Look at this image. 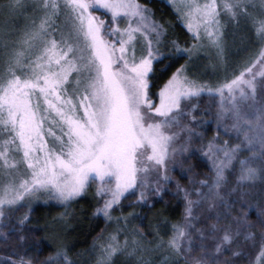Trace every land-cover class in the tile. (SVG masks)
<instances>
[{"label":"snow or ice","instance_id":"1","mask_svg":"<svg viewBox=\"0 0 264 264\" xmlns=\"http://www.w3.org/2000/svg\"><path fill=\"white\" fill-rule=\"evenodd\" d=\"M173 6L194 39H201L202 30L218 58L225 51L229 24L239 27L243 22L260 47L234 78L215 88L189 78L187 63L181 65L159 90L157 105L151 99L149 79L153 62L168 58L161 49L171 44L191 61L199 48L181 49L176 41H166L165 25L139 0H0V222L20 208L30 209L32 200L42 197L65 209L45 226L53 233L50 254L40 260L37 246L35 258L25 253L12 264H77L63 242L67 210L97 181L96 195L103 203L94 215L106 222L115 219L116 227L77 254L80 264H114L118 254L135 264H151L146 253H159L161 264L170 260L178 264L179 257L185 264H235L242 252L231 245L242 235L255 239L249 231L255 225L247 212L233 219L236 201L229 203L221 189L226 171L237 165L238 187L255 189L257 182L264 184V0H178ZM101 11L110 19L97 15ZM122 20L125 27L119 26ZM204 92L221 97L217 135L206 150L200 149L210 161L213 179L192 181L197 200L176 185L178 192H184L187 224L174 225L167 241L156 229L129 228V216L139 217H113L117 208L122 212L126 194L136 196L137 204L147 201L148 191L160 195L164 187L159 180L148 181L147 173L155 170L160 175L163 168V180L168 181L169 156L175 167L177 153L196 151L204 121L197 120L193 101ZM221 128L225 134L235 131L239 142L221 143ZM179 166L183 168L184 161ZM201 202L217 219L232 222L211 224L212 248L193 256L189 228H194V206ZM28 220L25 214L9 232L23 233ZM259 226L264 255V218ZM26 238L18 236L20 241ZM225 251L230 256H224Z\"/></svg>","mask_w":264,"mask_h":264},{"label":"rangeland","instance_id":"2","mask_svg":"<svg viewBox=\"0 0 264 264\" xmlns=\"http://www.w3.org/2000/svg\"><path fill=\"white\" fill-rule=\"evenodd\" d=\"M167 5L170 12L164 18L156 15L152 7L139 0V2L146 6L153 14L155 20L163 23L167 29L165 40L176 41L181 49L192 48L198 46L199 50L193 54L192 60L188 61L186 53H177L175 48L168 44L162 48L161 51L167 59L158 58V61L153 62V68L157 62L165 60L164 63H169V60H173L174 73L181 65L187 63L189 78H196L201 83L215 88L220 84L234 78V74H238L243 65L253 58L260 45L255 40L252 31L247 28L243 22L239 27H233L231 24L227 25L225 36V51L222 57L218 58L216 55V49L211 47L208 38L203 35L201 30V39H194V32L189 31L186 27V20L183 15L178 13L173 4L178 0H161ZM199 3H204L205 0H198ZM97 15H101L106 21L110 19V16L104 14L102 11L97 12ZM21 24L23 21L21 20ZM120 27H125L126 22L121 21ZM139 50V49H138ZM150 73V76L152 74ZM259 77L257 80L259 81ZM150 83V79H149ZM259 92V89H258ZM259 98V96H258ZM197 105V120H203L204 123L201 128L204 131L202 140L198 141L194 147L195 152L185 154L181 156L179 153L176 155L177 165L173 167L171 162V156H169V163L167 168V175L170 180L164 181L163 175L165 170L160 169V175H157L155 170L147 173L146 179L148 181L155 182L160 181L164 187V191L160 195H155L152 192H147V201L143 204L136 203V196L131 193H127V199L121 201L123 205L122 212L120 208L113 213V217L129 216L134 214L137 217L141 215V209L151 208L159 202L163 201L167 194L177 198V202L180 204L178 208L174 205L172 208H160L156 207L148 221V231L153 229L158 230V234L165 241L173 234V226H186L185 220V199L184 192L177 191L176 185L179 184L181 188L187 189L190 193V198L193 200L199 199L193 188L192 181L208 180L211 182L213 179V172L201 175L193 172L194 159H200L202 163H206L211 166L210 161L205 157L201 148H205L209 140L217 135V120L216 114L219 111L221 104V97L219 94L213 92L202 93L199 97H196L193 101ZM227 90H225L224 103L227 104ZM154 103V102H153ZM155 104V103H154ZM157 105L159 104L156 103ZM159 119V117H157ZM230 123V121H229ZM219 140L221 143L228 141L229 144H235L239 142L237 133L229 130L227 134L223 128L220 130ZM243 155H246L244 153ZM184 161V166L181 168L179 162ZM189 166L192 167V171H188ZM226 183L222 187L221 192L225 199L233 204L231 210V217L235 219L238 215L247 212L248 221L255 225L250 228L254 234V240H245L243 235L237 238L234 245H231L236 250L242 252V255L235 257V264H264V255L261 254V228L259 226V220L261 213H264V184L257 182L255 189H249L247 186L238 187L237 175L238 165L235 168H230L226 171ZM184 179L185 181H182ZM99 182L93 183L87 192L72 202L71 207L67 210V228L63 231V242L66 245L68 256L70 260L76 261L80 264V257L78 253H83L97 242H100L101 237L107 238L108 234L113 233L116 227L115 219L112 221H105L102 216H95V209L101 206L103 198L96 195V189ZM174 185V186H173ZM154 186V183H153ZM174 187V188H173ZM196 187H199L197 184ZM202 191L206 192L207 188H203ZM132 205V207H130ZM37 210L40 216L39 224L43 232L39 238L35 235V231L28 228L30 219L34 216V211ZM7 211V210H6ZM65 211L64 207L56 203L55 201H47L45 197L40 200L33 199L29 207L20 208L19 211H14L10 214V218L7 221H2L0 224L7 223L8 227L0 226V264H12L13 261H17L20 256H27L33 258L36 257L37 246L40 247L39 259L44 260L52 251L53 245V233L46 225H50L54 217H59ZM25 214H28L29 220L25 224V231L21 233L18 229L15 232H9V228L17 224V221ZM129 228L139 227V219H131ZM231 220H225L222 216L217 219L214 211L207 210V203L201 202L198 206H194L193 219L191 224L194 228H189L191 233V255L200 256L203 255L201 251L204 249H211L213 246L214 235L210 232V225L219 223L224 226L231 223ZM195 229H202L203 233L196 231ZM142 231V230H141ZM144 232V231H142ZM20 234L26 235V240L20 241L18 236ZM6 237V238H5ZM16 239V240H15ZM125 235L120 234L119 240L123 243ZM149 239H152L150 236ZM129 241L131 236L129 235ZM189 241L184 242V247L187 248ZM25 256V258H27ZM224 256H230L228 251L224 252ZM145 258L151 261V264H161V258L159 253H146ZM223 258V257H221ZM178 259V264H185L183 257ZM114 264H135V260L132 258H126L123 255L118 254L114 257ZM169 264H173V261H169Z\"/></svg>","mask_w":264,"mask_h":264},{"label":"trees","instance_id":"3","mask_svg":"<svg viewBox=\"0 0 264 264\" xmlns=\"http://www.w3.org/2000/svg\"><path fill=\"white\" fill-rule=\"evenodd\" d=\"M145 4L152 7L154 12L157 16L164 18L167 14H169L170 10L167 7L165 3H163L161 0H142ZM165 60L159 61L155 64L153 72L150 76V95L153 102L156 104L159 102V90L167 83V81L172 77L174 73L173 69V60H169V63H164ZM194 165H193V172L198 174H208L211 173V166L209 167L208 164L202 163L200 159H194ZM211 170V171H210ZM182 181H185L182 179ZM174 186V185H173ZM174 188V187H173ZM174 205H177V207H180V204L177 202V198L172 196L171 194H167V196L164 198L163 201L157 202L154 207L151 208H144L141 209V215L139 216V226L142 231H148V218L152 214L153 210L156 207L160 208H172ZM178 207V208H179ZM39 214L38 211H34V216L30 219V222L28 223V228L35 231V235H37L39 238L41 237V234L43 232V229L39 224ZM16 240V239H15Z\"/></svg>","mask_w":264,"mask_h":264}]
</instances>
